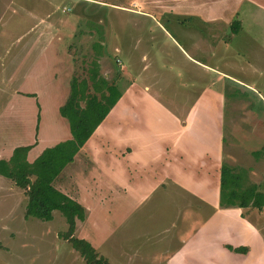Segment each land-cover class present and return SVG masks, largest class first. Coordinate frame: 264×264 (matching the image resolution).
Returning <instances> with one entry per match:
<instances>
[{"label": "rangeland", "instance_id": "374dc122", "mask_svg": "<svg viewBox=\"0 0 264 264\" xmlns=\"http://www.w3.org/2000/svg\"><path fill=\"white\" fill-rule=\"evenodd\" d=\"M234 10L238 16L233 18L242 20V30L236 34L228 19ZM208 13L225 17L218 23L214 22L217 18H208L216 15ZM49 40L73 55L70 70L74 76L85 77L96 57L100 73L115 81L116 88L121 89L130 79L139 83L142 92L156 98L146 100L156 112L155 124L146 123L147 128L138 131L141 140H149L148 136L164 129L166 134L175 131L171 123L162 128L168 124V109L179 114L181 121L189 118L194 132L186 136L200 137L198 127L210 135L212 123L208 115L199 114V101L190 115L186 109L198 92L214 81L222 87L225 98L218 125L221 163L246 172L242 186L255 183L264 192V0H0V138L5 145L26 132L32 137L39 109L43 118H49L53 107L61 102L50 95H41L39 102L27 100L22 92L12 96L17 86L25 90L32 87L23 77L38 45ZM122 65L127 68L126 75H121ZM209 66L230 77L219 76ZM211 99L209 103H215ZM145 104L139 103L135 110L139 115L147 114L150 121ZM117 126L114 136L123 129L120 122ZM154 129L158 131L154 133ZM209 158L208 163H212ZM195 169L202 173L199 166ZM164 184L160 199L146 198L105 236L97 252L107 256L108 264H166L162 258L150 261L148 254L164 256L175 248L180 258L168 264H210L209 260L252 264L247 256L243 260L239 257L241 250L231 245L227 248L230 241L224 245L229 252L223 250L224 256L221 254L219 244L231 240L228 237L235 232L237 236L240 222L225 210L227 206L223 207L226 212L217 216L212 204L202 208L196 196L187 199L190 192L171 179ZM201 187L208 192V186ZM24 204L23 189L0 175V264H86L68 240L58 236L66 230L58 211H53L49 220L24 217ZM207 214L211 216L209 225L197 232L195 228ZM242 215L263 234V205L243 208ZM222 224L231 229L226 231L228 235L220 233ZM262 239L264 242V236ZM255 264H264V253Z\"/></svg>", "mask_w": 264, "mask_h": 264}, {"label": "crops", "instance_id": "0c3cea01", "mask_svg": "<svg viewBox=\"0 0 264 264\" xmlns=\"http://www.w3.org/2000/svg\"><path fill=\"white\" fill-rule=\"evenodd\" d=\"M237 12L235 10L232 11L228 19L230 17L229 20H233ZM209 15H216L208 18H217L214 19V22L218 23L225 17L224 14L220 13H208L207 16ZM237 21L238 25L235 30H232L233 34L242 30V27H240L242 20L237 19ZM33 37L34 39L37 38L36 35ZM38 48L36 55L29 61L30 65L25 72V77H23L24 80L32 84V87L30 90H25L17 86L12 96H17V94L19 95L22 92L28 96L26 97L27 100L39 102L41 101V95H50L51 99L61 102L53 107L49 118H43L39 109V113L35 115L36 122L32 137L31 134L26 132L9 145H5L1 141L2 138H0V158L3 159L9 157L15 145L29 144L25 157L28 161H31L44 147L55 145L70 138L67 121L59 115L58 107L65 102L68 96L69 82L73 77L70 69L75 60H73V55L67 50L60 49L54 40L46 41L43 45L40 43ZM109 60L111 61V59ZM199 62L197 61L201 66L208 67L207 63ZM209 67L219 76L230 77L215 67ZM121 68L124 69L121 75L122 73L125 74L127 68L123 65ZM124 79L127 80V77ZM129 81H126L121 89L117 88L119 95L115 103L95 126L87 140L78 148L72 160L66 163L61 172L52 179V185L56 190L77 202L85 211V217L82 221L75 220L73 236L76 235L75 237L86 240L97 252L98 248H102L101 245L105 236L115 227H118L127 216L135 212L146 198L157 196L160 199V194L166 187L165 181L171 179L183 191L190 192L187 193V199L196 196L197 202L202 208H205L209 203L212 204L213 211L217 213V216L220 213L224 214L229 211V214L233 213L235 218L240 220L237 236L235 232L231 237H228L232 241L224 239L219 244V249L222 250L221 254L223 256V250L227 254L229 251L224 245L230 241L229 245L233 246V249L242 251L241 254L237 253L239 257L247 256L252 264H255L257 257L264 253V242L262 239L264 232L263 234L259 233L254 223L248 221L242 215V209H247L250 205L227 206L230 209L225 208V211L224 206H220L218 203L219 169L221 165L218 150V140L221 133L218 125L221 121L220 114H224V112L220 111V105H223L222 103L225 99L222 87L215 85L214 81L210 86L203 87L198 92L195 100L186 109V114L190 115L195 109L194 105H197L199 101V114L202 112L208 115L212 123L210 135L208 133L206 135V131H202L198 127L197 130L200 133V137L186 136L187 133L194 132L189 125V118L185 117L181 121L178 118L179 116H177L179 114L168 109L166 113L168 124L162 128L170 125V123L172 125L175 124L174 134H166L164 129L159 131L157 135L148 136L149 140H141V135H139L138 131L142 127L147 128L146 123H149V125L155 124L153 115L156 112H154L153 106L146 101L147 98H149L150 102L154 101V96L152 97L150 94L142 92L143 88L141 90L139 83L136 81ZM47 84H50V86H47ZM209 98H212L211 100H214L215 103L211 101L209 103ZM143 102L146 103L144 109L148 115L150 114V121L146 118L147 114L145 115L144 112H141V115H139L136 112L137 110H135L139 103ZM158 102L160 103V100ZM160 104L163 106L162 102ZM211 104L212 107H210ZM215 115H218L219 119ZM119 122L121 129L123 125V129L120 135L114 136L115 131L119 127L117 126ZM156 131L158 129H154V133ZM180 133L182 138L183 134L186 133V138L182 139ZM102 134H108V136L106 137ZM167 135H170V137ZM208 146L211 148H208ZM163 149L166 150V153L163 152ZM206 152L208 154L202 156ZM207 157L212 158V163H208ZM195 166H199L202 173L197 172ZM188 169H190L189 174L187 173ZM188 175L192 176L189 177ZM201 177H203V180H201ZM200 181L203 182L200 183ZM187 182L190 183L189 186H187ZM200 185L208 186V192H203ZM53 211L57 210L53 209L51 211V217L54 213ZM210 217L207 214L206 219L195 230L198 232L200 228L209 225L208 220ZM241 226H243V229H241ZM220 228L222 235H228L226 231L230 228L224 227L223 224ZM192 230L189 231L190 236L192 235ZM186 242L187 237L183 238L184 245ZM178 253L179 250L175 248L164 256L159 253L151 256L148 254V258L152 262L160 261V258H162L161 261H165L168 264L180 258ZM97 254L102 255L98 252ZM228 255L230 256L231 253ZM102 256L108 260L107 256ZM208 262L216 264V261L212 262L209 260Z\"/></svg>", "mask_w": 264, "mask_h": 264}, {"label": "trees", "instance_id": "16d2710c", "mask_svg": "<svg viewBox=\"0 0 264 264\" xmlns=\"http://www.w3.org/2000/svg\"><path fill=\"white\" fill-rule=\"evenodd\" d=\"M230 22L231 30H235L237 19ZM96 59L87 67L85 77L79 78L73 74L68 96L58 107L59 115L67 121L70 138L44 147L31 161L25 157L30 145H15L7 159L0 158V175L23 189L24 217L48 220L53 209L59 211L66 223V230L59 232L58 236L67 239L86 264H108V260L97 254L89 242L73 236L75 220L82 221L85 217L83 207L52 185V179L72 160L119 95L115 81L107 80L100 73ZM245 174L244 170L235 171L233 166L221 163L218 187L220 206L264 205V192L257 189V184L242 186L241 180ZM230 247L227 245V248Z\"/></svg>", "mask_w": 264, "mask_h": 264}]
</instances>
